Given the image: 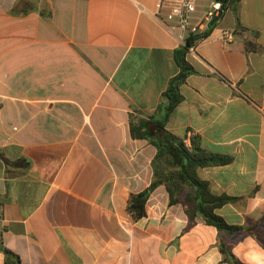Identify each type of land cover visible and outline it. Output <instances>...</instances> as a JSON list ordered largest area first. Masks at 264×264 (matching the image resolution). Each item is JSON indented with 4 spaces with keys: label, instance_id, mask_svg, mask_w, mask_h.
<instances>
[{
    "label": "crops",
    "instance_id": "obj_1",
    "mask_svg": "<svg viewBox=\"0 0 264 264\" xmlns=\"http://www.w3.org/2000/svg\"><path fill=\"white\" fill-rule=\"evenodd\" d=\"M157 1L0 0V245L20 264H264V0L224 10L187 53L165 122L230 158L198 175L233 198L215 212L240 229L191 224L162 185L144 217L127 212L156 154L130 122L161 115L179 71Z\"/></svg>",
    "mask_w": 264,
    "mask_h": 264
},
{
    "label": "trees",
    "instance_id": "obj_2",
    "mask_svg": "<svg viewBox=\"0 0 264 264\" xmlns=\"http://www.w3.org/2000/svg\"><path fill=\"white\" fill-rule=\"evenodd\" d=\"M224 10H235L239 0H218ZM205 34L203 37H205ZM199 39L198 36L188 38L185 46L175 50L174 58L179 68L167 84L163 99L165 106L157 118L136 119L130 122V133L133 138L146 139L156 148V154L151 162L153 179L143 191L131 194L127 201V212L134 220L145 216V204L151 192L159 185L165 187L171 205L180 204L185 210L191 224L196 215L218 230L234 231L238 226L227 224L216 214V209L229 203L233 198L211 192L209 183L198 175V170L204 167L226 165L229 157L220 156L204 150L196 138H191L187 145L183 138L177 137L165 129L169 113L181 101L180 87L186 78L195 71L186 60L188 48ZM253 49L256 47L253 46ZM4 264H20L17 254L4 247ZM224 251V250H223ZM230 256V255H229ZM231 257V256H230Z\"/></svg>",
    "mask_w": 264,
    "mask_h": 264
},
{
    "label": "built area",
    "instance_id": "obj_3",
    "mask_svg": "<svg viewBox=\"0 0 264 264\" xmlns=\"http://www.w3.org/2000/svg\"><path fill=\"white\" fill-rule=\"evenodd\" d=\"M201 1L158 0L151 12L153 19L167 34L176 39L179 47L185 46L188 38L199 37L188 48V52L193 50L195 44L218 23L219 15L224 11L221 2L218 0H208L202 7ZM215 18L218 20L211 26L210 23ZM233 37V31L221 30V40L231 41ZM3 221V212L0 207V222Z\"/></svg>",
    "mask_w": 264,
    "mask_h": 264
},
{
    "label": "water",
    "instance_id": "obj_4",
    "mask_svg": "<svg viewBox=\"0 0 264 264\" xmlns=\"http://www.w3.org/2000/svg\"><path fill=\"white\" fill-rule=\"evenodd\" d=\"M222 14L219 15V18L221 17ZM218 20V18H215L211 21L210 25L213 26L215 24V22ZM1 248V245H0Z\"/></svg>",
    "mask_w": 264,
    "mask_h": 264
}]
</instances>
